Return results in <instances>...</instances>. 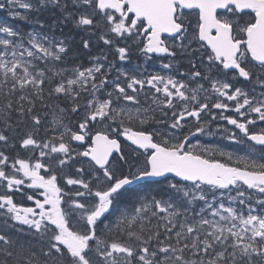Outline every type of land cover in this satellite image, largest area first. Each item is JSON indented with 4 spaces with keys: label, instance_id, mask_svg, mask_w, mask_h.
<instances>
[{
    "label": "snow or ice",
    "instance_id": "6c2138e0",
    "mask_svg": "<svg viewBox=\"0 0 264 264\" xmlns=\"http://www.w3.org/2000/svg\"><path fill=\"white\" fill-rule=\"evenodd\" d=\"M0 10V264H264V0Z\"/></svg>",
    "mask_w": 264,
    "mask_h": 264
},
{
    "label": "flooded vegetation",
    "instance_id": "af4514ba",
    "mask_svg": "<svg viewBox=\"0 0 264 264\" xmlns=\"http://www.w3.org/2000/svg\"><path fill=\"white\" fill-rule=\"evenodd\" d=\"M127 67H131V65H128ZM148 67L150 71L160 70L158 64H149ZM219 123L221 125H226V122H223V121H220ZM228 127H231V126H228ZM197 142L207 144L208 146L213 147V148H219L226 152H233L237 155H244L245 153V149L242 145L234 144L229 140L222 139L220 136H213V137L201 136ZM26 203L29 206L31 205V202H26Z\"/></svg>",
    "mask_w": 264,
    "mask_h": 264
},
{
    "label": "trees",
    "instance_id": "16d2710c",
    "mask_svg": "<svg viewBox=\"0 0 264 264\" xmlns=\"http://www.w3.org/2000/svg\"><path fill=\"white\" fill-rule=\"evenodd\" d=\"M0 15H1V13H0Z\"/></svg>",
    "mask_w": 264,
    "mask_h": 264
}]
</instances>
